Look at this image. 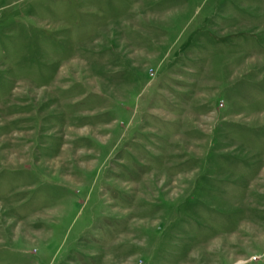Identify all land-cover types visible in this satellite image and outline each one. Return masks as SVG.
<instances>
[{
	"label": "rangeland",
	"instance_id": "rangeland-1",
	"mask_svg": "<svg viewBox=\"0 0 264 264\" xmlns=\"http://www.w3.org/2000/svg\"><path fill=\"white\" fill-rule=\"evenodd\" d=\"M0 264H264V0H0Z\"/></svg>",
	"mask_w": 264,
	"mask_h": 264
}]
</instances>
